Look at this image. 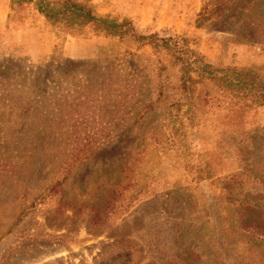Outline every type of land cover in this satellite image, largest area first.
Wrapping results in <instances>:
<instances>
[{
    "label": "rangeland",
    "instance_id": "374dc122",
    "mask_svg": "<svg viewBox=\"0 0 264 264\" xmlns=\"http://www.w3.org/2000/svg\"><path fill=\"white\" fill-rule=\"evenodd\" d=\"M6 1L8 29L31 19L52 47L34 60L0 30V264H264V105L183 81L130 32ZM84 1L264 80V0Z\"/></svg>",
    "mask_w": 264,
    "mask_h": 264
},
{
    "label": "trees",
    "instance_id": "16d2710c",
    "mask_svg": "<svg viewBox=\"0 0 264 264\" xmlns=\"http://www.w3.org/2000/svg\"><path fill=\"white\" fill-rule=\"evenodd\" d=\"M216 2L219 4L214 8V13H219L226 0H216ZM37 5L39 13L53 24H59L68 19L85 20L95 23L107 36L122 37L130 32L137 41L143 44L153 45L156 49L158 47L168 48L172 51L175 62L181 67L183 81H188L189 74L194 71L202 78H207L223 90L230 92L235 99L251 100L252 103L264 105V80L254 70L215 69L193 49L181 48L178 39L159 38L158 35L137 36L134 26L128 21L119 23L109 17H102L96 13L88 1L62 0L52 3L49 0H37ZM203 11L199 17V25L208 18L207 8Z\"/></svg>",
    "mask_w": 264,
    "mask_h": 264
},
{
    "label": "crops",
    "instance_id": "0c3cea01",
    "mask_svg": "<svg viewBox=\"0 0 264 264\" xmlns=\"http://www.w3.org/2000/svg\"><path fill=\"white\" fill-rule=\"evenodd\" d=\"M133 4H128L133 8ZM132 15V13H131ZM31 19L25 21L21 26L13 27L12 25L8 29L9 21V4L6 0H0V30L5 33H11L13 35L12 40L15 43L25 44L29 49V55L31 59L38 60L43 59L51 50L52 47V34L50 30L45 28L31 26ZM98 43V40H96ZM66 55L71 58H83L82 50H77L74 44L66 42L64 48Z\"/></svg>",
    "mask_w": 264,
    "mask_h": 264
}]
</instances>
